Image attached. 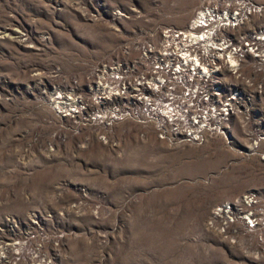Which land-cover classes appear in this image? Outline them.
<instances>
[{
    "label": "rangeland",
    "instance_id": "1",
    "mask_svg": "<svg viewBox=\"0 0 264 264\" xmlns=\"http://www.w3.org/2000/svg\"><path fill=\"white\" fill-rule=\"evenodd\" d=\"M197 5L0 0V264L20 251L44 264L254 263L206 222L221 202L264 188V144L246 155L235 129L232 140L170 146L131 122L103 143L71 134L48 100L59 76L82 77L140 31L186 26Z\"/></svg>",
    "mask_w": 264,
    "mask_h": 264
},
{
    "label": "built area",
    "instance_id": "2",
    "mask_svg": "<svg viewBox=\"0 0 264 264\" xmlns=\"http://www.w3.org/2000/svg\"><path fill=\"white\" fill-rule=\"evenodd\" d=\"M197 1L186 26L140 31L82 77L59 76L48 100L71 134L90 131L105 143L115 125L131 122L181 146L238 129L245 154L258 151L264 144V0ZM206 228L257 264L264 257V188L213 207ZM5 258L0 249V262ZM6 263L44 260L20 251Z\"/></svg>",
    "mask_w": 264,
    "mask_h": 264
},
{
    "label": "water",
    "instance_id": "3",
    "mask_svg": "<svg viewBox=\"0 0 264 264\" xmlns=\"http://www.w3.org/2000/svg\"><path fill=\"white\" fill-rule=\"evenodd\" d=\"M229 139L232 140L233 138H231L229 136ZM237 148H238L239 151L244 152V153H246L248 151L246 148L242 147L240 144L237 145Z\"/></svg>",
    "mask_w": 264,
    "mask_h": 264
}]
</instances>
